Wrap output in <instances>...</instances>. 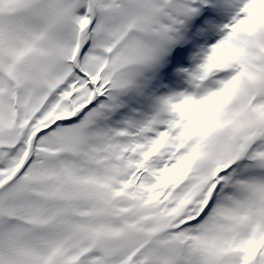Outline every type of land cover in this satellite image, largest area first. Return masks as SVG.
I'll list each match as a JSON object with an SVG mask.
<instances>
[{"label":"snow or ice","instance_id":"1","mask_svg":"<svg viewBox=\"0 0 264 264\" xmlns=\"http://www.w3.org/2000/svg\"><path fill=\"white\" fill-rule=\"evenodd\" d=\"M0 264H264V0H0Z\"/></svg>","mask_w":264,"mask_h":264}]
</instances>
